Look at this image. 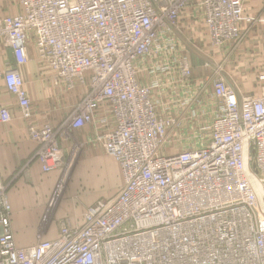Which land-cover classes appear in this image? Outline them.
I'll return each instance as SVG.
<instances>
[{"label":"built area","instance_id":"built-area-1","mask_svg":"<svg viewBox=\"0 0 264 264\" xmlns=\"http://www.w3.org/2000/svg\"><path fill=\"white\" fill-rule=\"evenodd\" d=\"M16 1L21 12L0 17V81L28 123L34 159L44 173L66 176L63 144L92 127L123 185L77 223L62 221L56 238L41 235L22 248L0 175V264H264V93L241 96L217 75L207 139L175 151L168 137L174 119L158 114L154 87L137 77L140 60L176 45L186 10L215 47L239 46L242 25L254 24L244 0ZM31 49L54 87L86 88L58 125L34 121L21 72ZM177 68L191 77L186 59ZM12 119L0 105V125Z\"/></svg>","mask_w":264,"mask_h":264},{"label":"crops","instance_id":"crops-1","mask_svg":"<svg viewBox=\"0 0 264 264\" xmlns=\"http://www.w3.org/2000/svg\"><path fill=\"white\" fill-rule=\"evenodd\" d=\"M245 14L254 24L242 25L244 38L239 46L230 48L215 47L201 20L194 18L191 10H186L180 19V34L171 51L146 57L137 63V77L140 84L154 87L152 99L161 117L194 119L205 117L213 110V80L223 76L237 94L257 96L256 87H264V0H244ZM21 8L16 0H0V17L16 15ZM31 60L22 66L23 77L31 78L33 87H27L32 98L36 123L50 122L58 125L67 117L70 106L84 95L86 88L78 87L67 93L54 89L56 103L49 110L43 103V82L51 88V75H43L35 59L33 49ZM186 59L191 69V77L181 76L177 65ZM168 68L163 71L162 68ZM46 76L47 80L44 78ZM45 94H47L44 91ZM46 96V95H45ZM0 105L9 107L13 119L0 125V175L9 184L8 196L12 206V227L17 245L26 248L37 242V232L43 215L52 198L58 182L55 172L44 173L35 157L37 144L28 134V123L20 117L15 99L10 96L0 81ZM186 120V121H188ZM83 140L93 141L95 130L92 127L73 132ZM75 217L81 218L82 212ZM61 219V218H60ZM78 221H76L77 223ZM59 228L44 232L45 239L58 236Z\"/></svg>","mask_w":264,"mask_h":264},{"label":"rangeland","instance_id":"rangeland-1","mask_svg":"<svg viewBox=\"0 0 264 264\" xmlns=\"http://www.w3.org/2000/svg\"><path fill=\"white\" fill-rule=\"evenodd\" d=\"M26 87H33L32 79L25 77ZM57 88L44 80L42 96L46 97L43 104L50 110L56 103ZM257 96L264 93V87H256ZM44 91L47 93L45 94ZM46 95V96H45ZM57 104V103H56ZM217 102L213 104V110L205 117H197L191 120H171L168 137L171 148L175 151L185 150L200 142L205 141L209 135L208 126L217 113ZM188 120V121H186ZM174 121V122H173ZM72 141L65 142L64 155L68 160L65 172L56 171L58 182L53 191L52 198L43 215V220L37 232L41 236L44 232L59 227L62 221L74 220L79 211L82 213L99 200L114 197L123 185V177L118 163L100 145L94 141L83 140L74 133H69ZM61 218V219H60Z\"/></svg>","mask_w":264,"mask_h":264}]
</instances>
